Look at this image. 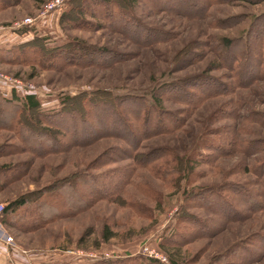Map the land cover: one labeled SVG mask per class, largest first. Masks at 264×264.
Returning a JSON list of instances; mask_svg holds the SVG:
<instances>
[{
  "label": "rangeland",
  "instance_id": "1",
  "mask_svg": "<svg viewBox=\"0 0 264 264\" xmlns=\"http://www.w3.org/2000/svg\"><path fill=\"white\" fill-rule=\"evenodd\" d=\"M44 1L0 10V49L9 51L0 53V89L12 95L0 93L40 101V113L17 112L24 132L0 127V205L22 196L39 205L19 210L22 226L4 224L0 213L13 244L0 240L30 254L29 264H146L143 249L167 255L162 243L179 249L177 264H264V0H64L42 17ZM125 11L143 29H122L116 14ZM27 17L37 22L24 25ZM23 27L30 38L15 35ZM17 45L26 50L12 53ZM86 47L113 54L93 64L58 56L77 59ZM200 76L218 87L187 86L198 91L192 96L167 85ZM148 90L165 93L162 112L173 117L159 129L157 114L146 127V110L139 116V103L125 101ZM111 104L118 112L100 124ZM60 111L61 123L47 116ZM173 167L178 174H164ZM81 251L98 257L78 259Z\"/></svg>",
  "mask_w": 264,
  "mask_h": 264
},
{
  "label": "trees",
  "instance_id": "2",
  "mask_svg": "<svg viewBox=\"0 0 264 264\" xmlns=\"http://www.w3.org/2000/svg\"><path fill=\"white\" fill-rule=\"evenodd\" d=\"M46 1H44V2H46ZM123 1L127 4L130 3L128 0H123ZM173 1H176V0H173ZM246 1H251V0H246ZM18 2H19V0H0V10L4 9L6 7H9V6L15 5ZM170 2L169 1L166 2L165 6H167V8H169L168 5L170 4ZM196 10L201 12V9L200 10L196 9ZM111 15H113V14L111 13ZM116 17H117V19L119 18L121 21H123L121 28L122 29L125 28L127 32H128L127 29H130L129 26H133L137 29H143V27L140 24H138L137 22H135V19L132 16H130L129 13H126V11L124 13H122L121 15L116 14ZM110 23L115 25L114 20H111ZM28 30H29L28 27H23V28L19 29V32L24 33V32H27ZM34 43H36V39L33 41H29V42L24 43V48L29 49V46H32V44H34ZM224 45H225V49L229 50L231 48V46H233V41L232 40L231 41L226 40ZM22 46L23 45L13 46L11 48V52L13 53V52H15L14 50H16V52L18 54L22 53L23 50H26V49L21 48ZM39 46H41V45L38 44V47ZM5 51H6V53L4 52V50L0 49L1 54L6 55L9 52L7 50H5ZM112 54H113V52L109 51V49H107V48L93 49L90 47H86V49L83 53L77 54L81 59L79 57L77 59H75L73 53L71 55L70 53L61 52L58 54V56L61 59H63V61L67 64H84L86 62H91L93 64V62H95L94 60L96 59V56H103L104 59H106V57L108 58V56L112 57ZM100 64H102V63H100ZM167 85H170L171 88L174 87L177 90L185 92V94H189V95L191 94L192 96H197L198 94L196 92H198V91L191 93V91H188V89L186 88L187 86H194V88L198 87V88H202V89L207 88V90H209V91H210V89H212L214 87H218L216 79H211V77H207L204 79L201 76L195 77V80H193V81H187V80L184 82L178 81V80H175L173 82L170 81L167 83ZM163 94H165V93L163 92L157 96V95H155V92L153 90H148V91L144 92L143 94H139V95L130 94L128 96V94H127L125 101L126 100H128V101L132 100L133 102L139 103L137 105L134 103V105H135L134 108H135L137 115H139V114L141 115L142 110H144V109L146 110L145 111L146 112V114H145L146 127H149L150 116L157 114L156 116L158 117L157 118L158 120L155 122V124H156L155 127L157 129H159L163 126L162 121L165 119L164 118L165 115L168 116L169 119L173 118L170 116V114L167 115V113L162 112L163 111V107H162ZM199 95H200V93H199ZM203 97H204L203 94H201L200 96L196 97L194 101L197 102V101H199V99H202ZM127 98H131V99H127ZM111 106H112V108H115V109L112 110L111 112H107L105 114V117H104L105 119L103 121H101L102 123L100 122V124H106L107 123L106 120L110 118L111 113L115 112V110L117 111V109H116V107H114V105L111 104ZM34 109H36L38 112L40 110V101L35 94H27V95H25L24 99L20 100V99H15V98L9 99L7 97H4L0 93V127L12 129V130L16 131V133L17 132L19 133V130L21 133L24 132L25 127L28 128L29 125H27V123L25 121H23V122L19 121L17 112L30 111V110H34ZM11 111H14V114H10ZM64 113L65 112L60 111V112H56V113H51L50 115L47 114V116H53L54 118H56L54 123H59V121L61 123V120L64 119L63 115H62ZM41 115L46 116L44 114H41ZM67 118H69V117L67 116ZM100 118L102 119L103 117H100ZM71 120H73V119H71ZM113 120H114V123H113L114 128L118 129L120 126V124H118L119 120L116 119L115 117ZM150 123H151V121H150ZM82 124H86V122L83 121ZM53 125L54 124H52V126ZM65 127L67 128V130H70L69 133L71 135L74 134L76 131L75 128L72 130L70 128V126H68V125ZM84 127H85V125H84ZM53 128H55V127L53 126ZM55 129L58 130L57 127ZM45 132L44 133L42 132L41 134H39L37 131L36 132L34 131V134L39 135L38 137L40 139H42V138L48 139V141L52 142L53 144H55V142H58V139L56 140V137H54V135H52V134L49 135V134H47L48 132L47 133H45ZM21 139L25 140L23 137H21ZM29 148L31 150H33L34 146H29ZM42 151L48 152V151H50V148L49 147L44 148ZM169 160L172 161V158H169ZM8 168H9V166H3L1 169L6 170ZM162 170H166V172H164V174L167 176L169 174L170 175L178 174V168L177 167H173L171 169H165L164 168ZM86 174H88L87 171H86ZM68 186H71V185L68 184ZM72 189L76 190L75 188H72ZM239 192L243 193V195H245V196H248L250 198V200H252V201L255 200L254 196L250 195L246 189L242 188V186L239 188ZM32 195H34V194H32ZM39 197H41L40 198L41 202H42V200L46 201V199H47V197L45 196V193ZM222 197H224L225 200L228 199V197H225L224 195ZM30 201H32V200L28 196H22L20 198H17V199L10 201L4 207V209L2 211V215H3L2 221L4 222V224H7L9 222L10 224H13V226L15 224H18V226H22L23 223L25 222V221L20 219V217L23 213L22 211L24 209H26V211L28 212V210H29V213H30V212H32L31 208H34V209L37 208V210L39 208V205H37L38 203L32 204ZM226 203L229 204V200H226ZM30 206H32V207H30ZM21 208H23V210L19 211ZM39 216L44 217L43 214L42 215L39 214ZM45 221H47V220H45ZM112 236L113 235L109 234L107 231L104 240L107 241ZM161 246L163 247V249H165V251H166V253L170 259V263L171 264H177L175 257L177 256L179 249L176 247L171 249V247H169L168 245H165L164 243H162ZM139 259H140V257L139 258L138 257L137 258L131 257L128 259L126 258L123 261H121V260H104V261H99V262L92 263V264H143L139 261ZM222 260H223V258H222ZM46 264H71V263L62 261V262H52V263H46ZM146 264H159V263H158V260H156V259L155 260L150 259L149 263H146Z\"/></svg>",
  "mask_w": 264,
  "mask_h": 264
},
{
  "label": "built area",
  "instance_id": "3",
  "mask_svg": "<svg viewBox=\"0 0 264 264\" xmlns=\"http://www.w3.org/2000/svg\"><path fill=\"white\" fill-rule=\"evenodd\" d=\"M63 4H64V0H47L43 5L44 7L42 8V13H41L42 17H45L52 11L59 9ZM36 22L37 20H35L34 18L27 17L24 20L23 24L27 26H31V25L33 26V24H35ZM3 209L4 206L0 205V213H2ZM0 239L5 241L7 244H13L12 238L7 233L3 232L1 224H0ZM142 252L150 259H156L158 261H161L162 263H169V259L167 255L159 248L145 247ZM84 257L89 258L91 260H95L97 259L98 256L95 253H86L84 251L78 252V256H77L78 259H83ZM105 258H110V254L106 253ZM31 264H35V263L32 262Z\"/></svg>",
  "mask_w": 264,
  "mask_h": 264
},
{
  "label": "crops",
  "instance_id": "4",
  "mask_svg": "<svg viewBox=\"0 0 264 264\" xmlns=\"http://www.w3.org/2000/svg\"><path fill=\"white\" fill-rule=\"evenodd\" d=\"M29 34H31L30 31L24 33H15V35L18 37L29 36L28 38H30L31 35ZM4 35L6 34H1V38H6ZM0 91H8L7 96H9L8 94L12 95V91L10 89H0ZM30 260V254H22L21 252H17L0 240V264H29Z\"/></svg>",
  "mask_w": 264,
  "mask_h": 264
}]
</instances>
